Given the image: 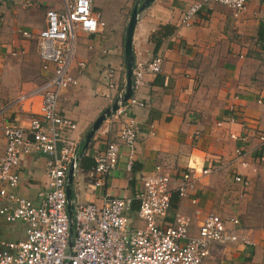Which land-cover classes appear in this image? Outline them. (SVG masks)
I'll use <instances>...</instances> for the list:
<instances>
[{"label":"crops","instance_id":"0c3cea01","mask_svg":"<svg viewBox=\"0 0 264 264\" xmlns=\"http://www.w3.org/2000/svg\"><path fill=\"white\" fill-rule=\"evenodd\" d=\"M26 1L31 6V0H0V128L9 122L26 125L28 114L19 111L11 101L20 93L35 90L50 73L49 69H40L34 41L21 39L18 31L40 29L44 12L56 10V5L52 0H36L40 4L41 25L34 30L28 22L29 11L25 10L29 6H22ZM139 1L91 0V11L103 25L93 33H75L69 73L76 84L59 94L57 111L75 124L69 137L78 144L77 159L91 162L109 141L117 144L118 155L114 170L104 178L101 187L89 185L91 167L81 162L88 167L83 172L77 162L70 200L76 198L100 206L103 196H131L139 186V176L149 173L155 164L171 174L187 165L198 174L217 159H231L236 143L227 134L238 132V125L216 123L223 122L226 104L233 95L238 97L234 113L237 123L244 122L251 132L264 133V0H246L245 9L236 17L227 7L209 2L191 17L188 26L179 25L177 19L194 0H151L136 14L130 47L133 61L144 63L159 55L161 62L159 72L143 75L142 85L134 93L142 106L127 110L135 131L130 170L123 169L126 150L116 138L123 121L121 116L111 113L104 118L80 152L83 135L94 118L122 90L123 31L131 8ZM158 29L165 35L156 37ZM11 52L15 55L11 56ZM77 61L84 64L80 74L75 71ZM107 69L112 72L109 80L104 78ZM255 98H259V103ZM31 101V112H35L37 97ZM2 148L0 132V154ZM242 150L244 168L235 162L232 167L197 175L193 193L200 208L236 217L230 214L229 204L242 213L258 191H264V152L256 150L253 137L247 138ZM44 161L45 156L38 153L19 158L13 189L16 195L36 201L37 193L45 191ZM231 173L246 179L247 186L233 183ZM174 198L171 194L164 223L171 222L175 214L190 213L188 196ZM132 207L135 208L134 202ZM0 221L5 223L1 218ZM262 221L247 227L241 223L247 229L250 247L211 245L204 264H264V218ZM193 223L191 219L190 232H194ZM5 224L18 225L21 237L1 239L22 238L20 223Z\"/></svg>","mask_w":264,"mask_h":264},{"label":"built area","instance_id":"2783aa9c","mask_svg":"<svg viewBox=\"0 0 264 264\" xmlns=\"http://www.w3.org/2000/svg\"><path fill=\"white\" fill-rule=\"evenodd\" d=\"M90 2L61 0L59 10L44 12L40 29L18 31L21 39L34 41L40 69H49L50 73L35 90L20 93L11 101L19 111L28 114L26 125L9 122L0 128L3 139L0 218L5 223L17 222L23 227V236L19 240L0 238V264H203L211 245L250 247L247 229L235 216L203 210L193 193L198 176L232 167L235 162L240 168L246 166L241 158L244 155L242 145L247 138L253 137L256 150L264 152V133L251 132L244 122L236 121L237 95L226 104L223 122L216 123L217 126L223 123L238 125V132L227 134L236 143L231 159H217L200 169L198 174L187 165L171 174L167 168L155 164L149 173L139 176V186L133 195L103 196L100 206L73 198L69 200L70 216H67L65 175L68 165L72 166L73 174L76 171L78 144L69 137L75 124L57 111L56 102L63 90L76 84V79L69 73L76 31L93 33L103 25L92 13ZM209 2L227 7L233 17L246 5V0H194L180 13L178 24L188 26L191 17ZM22 6H29V2H23ZM160 62L159 55H153L144 63L133 61L130 95L120 102V92L114 100L117 106L112 114L123 118L116 138L126 150L124 171L130 170L135 141L133 120L127 117V110L142 106L134 93L142 85L143 75L159 72ZM83 69V62L77 61L76 73L80 74ZM111 77L112 72L107 69L104 78L109 80ZM33 97H37L35 112H31ZM255 101L259 103L260 100L255 98ZM29 153L45 156L46 189L37 193L36 201L13 192L18 179L15 170L19 158ZM117 155V144L106 142L102 152L92 159L93 165L88 172L91 187H101L104 178L114 170ZM231 181L240 187L248 184L236 173H231ZM171 194L177 199L188 196L190 213L175 214L171 222L164 223L162 220L167 215ZM191 219L194 220V232L189 229Z\"/></svg>","mask_w":264,"mask_h":264},{"label":"water","instance_id":"95a60500","mask_svg":"<svg viewBox=\"0 0 264 264\" xmlns=\"http://www.w3.org/2000/svg\"><path fill=\"white\" fill-rule=\"evenodd\" d=\"M151 0H141L137 3L134 4V6L131 8L125 27L123 31V39H122V63H123V84H122V91L120 95V102H124L130 95V71H131V65L133 62V57H132V51L130 47V39H131V33H132V28L135 22V17L136 14L143 9ZM117 106V102L113 101L108 107L104 108L92 121L90 124L88 130L85 132L83 135L82 141H81V146H80V152H82L93 132L98 128L100 123L104 118H106L110 113H112ZM73 175V170L72 166L68 165L66 169V175H65V185H64V195L65 199L67 201L66 203V214L69 217L70 216V185H71V179ZM68 233H71V229L69 226ZM70 243H67V246H69Z\"/></svg>","mask_w":264,"mask_h":264},{"label":"rangeland","instance_id":"374dc122","mask_svg":"<svg viewBox=\"0 0 264 264\" xmlns=\"http://www.w3.org/2000/svg\"><path fill=\"white\" fill-rule=\"evenodd\" d=\"M53 4L56 5V10L61 8L60 0H52ZM29 11L28 22L32 29L37 30L41 25V9L40 4L36 0H31V6L25 8ZM55 10V11H56ZM226 202H229L226 200ZM230 205V214L236 215L238 219L246 227L251 225H257L262 223L264 218V191L261 188L258 193L254 196L252 201L247 205L245 210L242 213H237L236 209ZM18 225H8L0 221V237L8 238L10 240L14 238L21 237V234L18 233ZM204 264V262H203Z\"/></svg>","mask_w":264,"mask_h":264},{"label":"trees","instance_id":"16d2710c","mask_svg":"<svg viewBox=\"0 0 264 264\" xmlns=\"http://www.w3.org/2000/svg\"><path fill=\"white\" fill-rule=\"evenodd\" d=\"M166 29L168 28L167 26L165 27ZM169 29V28H168ZM261 29V26L260 27H258V33H259V30ZM171 30V29H170ZM160 31V29H158V31L155 33V36L157 37V35H160V36H163V35H165V34H163V33H161V32H159ZM158 43V41L157 40H155V44H157ZM78 168H80V170L81 171H83V172H85L86 170H88V167H92V165H93V162L91 161L90 162V160L89 159H78ZM81 162H86L87 163V166L88 167H83L82 166V164H81ZM176 197V196H175ZM175 199H177V198H174V200ZM238 219V218H237ZM240 222V221H239ZM241 223V222H240ZM242 225V224H241Z\"/></svg>","mask_w":264,"mask_h":264}]
</instances>
